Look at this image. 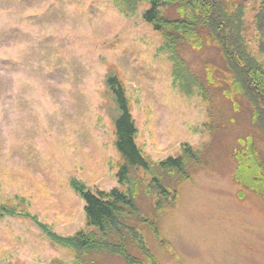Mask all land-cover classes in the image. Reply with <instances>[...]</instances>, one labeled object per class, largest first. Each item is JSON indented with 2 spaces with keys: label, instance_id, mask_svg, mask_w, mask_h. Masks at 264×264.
I'll list each match as a JSON object with an SVG mask.
<instances>
[{
  "label": "rangeland",
  "instance_id": "374dc122",
  "mask_svg": "<svg viewBox=\"0 0 264 264\" xmlns=\"http://www.w3.org/2000/svg\"><path fill=\"white\" fill-rule=\"evenodd\" d=\"M225 1L246 6L249 42L264 60L259 0ZM149 7L0 0V264H128L106 249L63 247L42 227L63 238L99 234L73 181L133 198L138 212L120 217L125 226L107 240L142 262L131 229L162 264H264V196L235 180L241 139L251 137L264 157L252 109L242 96L226 95L228 68L217 46H181L193 77L181 72L143 19ZM165 12L179 17L177 6ZM111 77L126 90L150 164L131 167L123 185ZM170 157L184 159L190 178L161 167Z\"/></svg>",
  "mask_w": 264,
  "mask_h": 264
},
{
  "label": "trees",
  "instance_id": "16d2710c",
  "mask_svg": "<svg viewBox=\"0 0 264 264\" xmlns=\"http://www.w3.org/2000/svg\"><path fill=\"white\" fill-rule=\"evenodd\" d=\"M150 7L143 14V19L160 33L173 59L181 72L190 75L187 62L180 54L181 46L200 50L207 45L219 48L228 68L226 95L230 98L242 96L252 109V122L260 129L264 137V60L258 56L249 42L246 6L232 4L225 0H140ZM260 9L256 16L257 32L264 37V0H259ZM178 7L179 17H170L165 11ZM165 10V11H164ZM261 52L264 53V42ZM191 76V75H190ZM193 77V76H191ZM107 87L112 93L118 116L115 119L116 148L125 160L118 174L119 183L129 180L131 167L148 169L150 164L137 144L138 128L133 118L129 99L121 81L116 77L107 79ZM242 148L237 153L235 180L246 189L264 196V157L257 149L251 137L241 139ZM185 152L198 159L191 147ZM185 161L182 157H170L161 162L166 170H176L186 178ZM156 186L162 195H170L158 179ZM76 193L85 201V213L89 226L98 233L80 232L72 238H63L42 225L48 236L63 247L73 250L106 249L123 257L128 264H162L146 248L143 238L135 229H131L134 239L147 256V262L130 255L122 243H111L107 239L121 233L123 225L120 217L128 216V210L138 212L132 197L120 189L110 192L93 193L84 183L73 181Z\"/></svg>",
  "mask_w": 264,
  "mask_h": 264
}]
</instances>
